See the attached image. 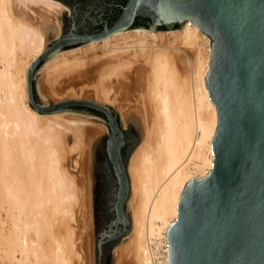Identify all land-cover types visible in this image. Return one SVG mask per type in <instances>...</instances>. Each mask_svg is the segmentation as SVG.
I'll return each instance as SVG.
<instances>
[{
  "label": "bare ground",
  "instance_id": "bare-ground-1",
  "mask_svg": "<svg viewBox=\"0 0 264 264\" xmlns=\"http://www.w3.org/2000/svg\"><path fill=\"white\" fill-rule=\"evenodd\" d=\"M54 8L68 11L55 0H0V264H91L89 141L106 127L70 112L39 115L26 90L42 18L60 35ZM210 51L187 20L179 30L134 28L58 52L35 76L45 105L88 99L120 116L142 109L145 135L127 166L132 234L113 249L114 264H168L165 234L181 191L211 169Z\"/></svg>",
  "mask_w": 264,
  "mask_h": 264
},
{
  "label": "water",
  "instance_id": "water-1",
  "mask_svg": "<svg viewBox=\"0 0 264 264\" xmlns=\"http://www.w3.org/2000/svg\"><path fill=\"white\" fill-rule=\"evenodd\" d=\"M68 8L43 20L44 44L28 66L29 106L39 115L63 112L100 123L89 141L88 195L91 264H114L113 248L132 234V191L127 166L143 141L142 109L122 116L88 99L42 104L35 76L54 54L134 28L179 30L190 20L210 40L204 78L217 125L210 141L212 166L183 187L177 218L166 230L168 264H264V0H55ZM46 10V9H45ZM47 11V10H46ZM91 23L68 35L79 19ZM42 17V16H41ZM127 23H124V21ZM119 128L120 141L106 139ZM113 153L119 161L110 166Z\"/></svg>",
  "mask_w": 264,
  "mask_h": 264
},
{
  "label": "snow or ice",
  "instance_id": "snow-or-ice-1",
  "mask_svg": "<svg viewBox=\"0 0 264 264\" xmlns=\"http://www.w3.org/2000/svg\"><path fill=\"white\" fill-rule=\"evenodd\" d=\"M91 14H86L82 19L78 20V23L76 25V29L70 30V32L68 33V35H79L81 34L78 29L83 26V27H87L90 23H91ZM124 23H127V21L125 20ZM57 39H63V35L60 37H57ZM106 139H111L113 142V145L116 146L119 144L120 141V134H119V128L117 129L116 132H113L111 129H109V135ZM207 139L209 141H211V135H209L207 137ZM211 146V145H209ZM119 163V161L115 158V153H113V157H112V161L110 162V166L115 169L116 165ZM205 175H207V173H205Z\"/></svg>",
  "mask_w": 264,
  "mask_h": 264
},
{
  "label": "rangeland",
  "instance_id": "rangeland-1",
  "mask_svg": "<svg viewBox=\"0 0 264 264\" xmlns=\"http://www.w3.org/2000/svg\"><path fill=\"white\" fill-rule=\"evenodd\" d=\"M95 126V125H94ZM100 134H104V133H101V132H99ZM74 160V157L72 156V157H70V161H73ZM114 249V248H113ZM113 252V251H112Z\"/></svg>",
  "mask_w": 264,
  "mask_h": 264
}]
</instances>
